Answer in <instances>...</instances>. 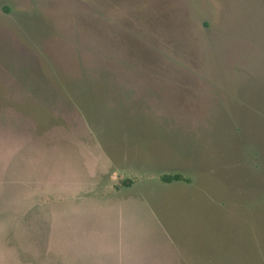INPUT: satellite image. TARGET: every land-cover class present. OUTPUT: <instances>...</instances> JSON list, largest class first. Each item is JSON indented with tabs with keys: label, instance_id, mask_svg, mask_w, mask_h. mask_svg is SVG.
<instances>
[{
	"label": "rangeland",
	"instance_id": "obj_1",
	"mask_svg": "<svg viewBox=\"0 0 264 264\" xmlns=\"http://www.w3.org/2000/svg\"><path fill=\"white\" fill-rule=\"evenodd\" d=\"M0 264H264V0H0Z\"/></svg>",
	"mask_w": 264,
	"mask_h": 264
},
{
	"label": "trees",
	"instance_id": "obj_2",
	"mask_svg": "<svg viewBox=\"0 0 264 264\" xmlns=\"http://www.w3.org/2000/svg\"><path fill=\"white\" fill-rule=\"evenodd\" d=\"M163 181L165 182H172V181H181L185 180L188 181V178H185L182 174L180 173H174V174H165L162 176Z\"/></svg>",
	"mask_w": 264,
	"mask_h": 264
}]
</instances>
